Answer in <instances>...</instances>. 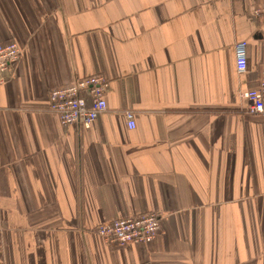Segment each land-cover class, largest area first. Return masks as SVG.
<instances>
[{
    "label": "crops",
    "instance_id": "obj_1",
    "mask_svg": "<svg viewBox=\"0 0 264 264\" xmlns=\"http://www.w3.org/2000/svg\"><path fill=\"white\" fill-rule=\"evenodd\" d=\"M260 2L0 0V43L22 50L0 85V264H264V115L243 98ZM92 75L106 113L62 125L49 92ZM147 213L148 245L95 233Z\"/></svg>",
    "mask_w": 264,
    "mask_h": 264
},
{
    "label": "built area",
    "instance_id": "obj_2",
    "mask_svg": "<svg viewBox=\"0 0 264 264\" xmlns=\"http://www.w3.org/2000/svg\"><path fill=\"white\" fill-rule=\"evenodd\" d=\"M252 17L264 23V0L251 11ZM236 70L238 74L246 71V42L234 46ZM21 48L16 43H0V85L2 76L7 74L19 62ZM109 82L101 75H92L77 79L69 85L52 89L48 94L49 109L62 125H79L89 128L100 116L106 113L105 91ZM249 102L248 113L255 116L264 115V70L255 88L243 93ZM126 127H136L131 112L124 114ZM161 218L156 213H147L115 220L99 225L96 235L109 246L148 245L160 231Z\"/></svg>",
    "mask_w": 264,
    "mask_h": 264
}]
</instances>
